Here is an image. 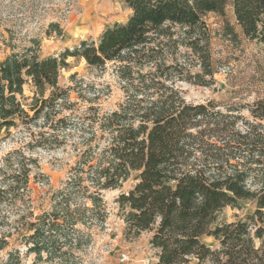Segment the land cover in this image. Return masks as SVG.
Masks as SVG:
<instances>
[{"label": "trees", "instance_id": "trees-1", "mask_svg": "<svg viewBox=\"0 0 264 264\" xmlns=\"http://www.w3.org/2000/svg\"><path fill=\"white\" fill-rule=\"evenodd\" d=\"M229 0H123L125 23L82 40L59 55L41 56V42L11 47L0 58V136L21 129L28 150H57L76 138L79 155L61 188L47 176L50 209L36 214L30 188L33 160L21 150L0 166V252L21 231L27 255L64 258L81 246L78 225L104 221L103 192L135 185L116 200L126 234L152 233L157 264H264V63L226 100L188 102L181 85L210 88L219 73L207 14L225 16ZM243 35L264 48V0H231ZM62 37L59 24L47 36ZM229 39L238 34L229 24ZM111 70L122 99L102 108L109 85L59 84L67 60ZM26 86L33 89L25 98ZM77 102L71 101V93ZM255 203L228 222V209ZM96 214V215H94ZM212 239L216 246L206 243ZM1 264H22L13 250Z\"/></svg>", "mask_w": 264, "mask_h": 264}, {"label": "rangeland", "instance_id": "rangeland-1", "mask_svg": "<svg viewBox=\"0 0 264 264\" xmlns=\"http://www.w3.org/2000/svg\"><path fill=\"white\" fill-rule=\"evenodd\" d=\"M101 9L96 11V6ZM93 11V21L85 25V14ZM130 11L124 6L123 0H0V58L11 54V47L31 46V39L41 42V56H56L66 48H74L82 40L96 41L103 30L115 23H125ZM95 16L97 19H95ZM205 21L209 26L213 40L212 53L219 68L216 75L217 84L210 88L189 84L181 85L185 99L190 103H206L208 101H224L232 90H240L244 82L258 72V67L264 63V48L256 42L247 39L234 18L231 0H229L225 16L207 14ZM77 23V24H76ZM51 24H59L63 30L62 37L55 32L47 36ZM229 24L238 34L237 40H232L224 34V27ZM68 68L62 70L59 84L63 88L73 87V75L76 81L95 84L98 88L104 85L111 87V94L103 99L102 108L113 110L122 99L119 84L111 75V70L102 74L99 70L90 69L82 60L69 58ZM33 89L26 86L25 98H31ZM75 92L71 93V101L77 102ZM76 138L63 148L57 150H28L25 144L27 133L21 129L12 130L9 134L3 132L0 136V166L2 158L15 150H21L25 156L34 161L30 188L31 199L37 206L36 214L49 210L47 205L49 188L43 183L40 174L50 181L53 190L61 188L67 179L71 166L79 155ZM135 175L118 190L103 192L107 216L103 221H94L87 226L78 225L81 246L73 248L64 258L48 260L43 254L41 260L36 254L27 255L28 246L22 237L28 232L21 231L10 241L9 247L0 252V264L7 259L8 253L18 250L21 253L22 264H157L158 252L150 245L152 233H143L135 238L126 234V225L120 216L116 203L122 193L129 192L135 185ZM4 208L0 210L4 216ZM255 203L244 202L242 209H228L225 216L228 222H234L252 214ZM96 215V214H94ZM3 227H0V238ZM207 244L216 246L212 239L205 240ZM128 256L126 263L120 262L121 256Z\"/></svg>", "mask_w": 264, "mask_h": 264}, {"label": "bare ground", "instance_id": "bare-ground-1", "mask_svg": "<svg viewBox=\"0 0 264 264\" xmlns=\"http://www.w3.org/2000/svg\"><path fill=\"white\" fill-rule=\"evenodd\" d=\"M100 10L101 9V6L100 5H98L97 4V6H96V11H98V10ZM93 11H91V12H87L86 14H85V18H84V21H85V25L86 24H88L89 22H91V21H93ZM95 19H97V17L95 16ZM77 24V23H76Z\"/></svg>", "mask_w": 264, "mask_h": 264}, {"label": "built area", "instance_id": "built-area-1", "mask_svg": "<svg viewBox=\"0 0 264 264\" xmlns=\"http://www.w3.org/2000/svg\"><path fill=\"white\" fill-rule=\"evenodd\" d=\"M127 261H128V256L125 255V254H123V255L121 256L120 262H122V263H126Z\"/></svg>", "mask_w": 264, "mask_h": 264}]
</instances>
